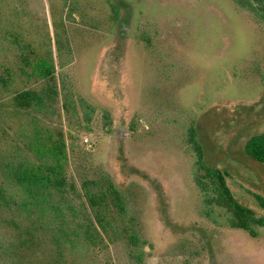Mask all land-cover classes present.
<instances>
[{
  "label": "rangeland",
  "instance_id": "1",
  "mask_svg": "<svg viewBox=\"0 0 264 264\" xmlns=\"http://www.w3.org/2000/svg\"><path fill=\"white\" fill-rule=\"evenodd\" d=\"M41 58L54 62L57 98L20 111L9 100L42 86ZM5 67L0 152L26 170L61 133L70 202L90 210L86 181L104 193L105 230L90 213L102 242L68 264H264V226L253 237L206 202L190 135L264 217V164L244 151L264 132V23L250 11L232 0H0ZM36 253L49 264L48 246Z\"/></svg>",
  "mask_w": 264,
  "mask_h": 264
},
{
  "label": "trees",
  "instance_id": "2",
  "mask_svg": "<svg viewBox=\"0 0 264 264\" xmlns=\"http://www.w3.org/2000/svg\"><path fill=\"white\" fill-rule=\"evenodd\" d=\"M232 1L264 23V0ZM46 53L50 54V51L47 49ZM34 64L43 83L40 88L27 86L13 95L9 101L20 111L39 107L46 100L57 98L53 60L41 58ZM4 71L6 75H0V89L11 82V69L5 67ZM26 76L28 80L32 77L28 73ZM194 134L190 130L196 153L194 180L207 194L206 202L224 209L229 214L231 227L246 230L257 237V229L264 226V217H257L251 208L234 197L226 182V172L206 163L204 150L193 138ZM58 138L60 142L46 149L47 161L38 165L29 164L26 170L22 168L21 161L16 160L18 156L13 162L4 152H0V264H41L42 259L36 253L41 245L49 247V264H68V255L80 246H97L102 242L90 213H94L100 227L105 230V206L101 203L105 201V197L101 196L104 193L95 189L97 182L86 181L95 184L92 189L97 191L86 189L90 210L85 204L78 208L70 202V194L76 190L73 182L68 186L69 191L65 189L68 180L62 173L65 151L61 133ZM244 151L255 161L264 164V132L250 136L245 142ZM108 189L114 197L115 206L122 208L117 189L112 185ZM256 198L264 207V199L259 195Z\"/></svg>",
  "mask_w": 264,
  "mask_h": 264
}]
</instances>
